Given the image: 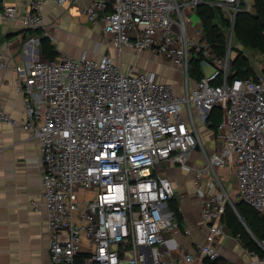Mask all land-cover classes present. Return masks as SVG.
<instances>
[{
    "label": "built area",
    "instance_id": "obj_1",
    "mask_svg": "<svg viewBox=\"0 0 264 264\" xmlns=\"http://www.w3.org/2000/svg\"><path fill=\"white\" fill-rule=\"evenodd\" d=\"M45 1L1 5L0 28L42 26ZM203 4L233 6L224 17L222 54L205 37ZM248 6V0H89L81 7L90 22H102L104 42L119 59L126 50L147 52L180 70L183 95L155 69H133L130 61L126 70L106 53L61 52L14 66L24 114L15 118L0 103V121L22 126L39 142L41 199L31 203L47 213L51 264H224L218 243L227 233L226 204L238 214L243 201L264 215V72L237 76L231 60L233 49L249 51L234 41L236 14ZM29 40L39 43L38 36ZM4 52L1 69L8 67ZM193 59L201 71L207 65L213 71L194 77ZM214 106L222 107L218 144L191 166L207 232L187 251L176 233L191 229L169 206L176 187L163 170L190 167L196 123H206ZM229 166L233 171L222 174ZM226 176L237 185L236 198ZM247 230L260 252L250 249L246 264H264V236Z\"/></svg>",
    "mask_w": 264,
    "mask_h": 264
},
{
    "label": "crops",
    "instance_id": "obj_2",
    "mask_svg": "<svg viewBox=\"0 0 264 264\" xmlns=\"http://www.w3.org/2000/svg\"><path fill=\"white\" fill-rule=\"evenodd\" d=\"M28 1L0 0V6L23 5ZM87 1L62 5L45 1L41 7L43 24L37 27L41 33L36 32V28L15 29L10 25L0 28L1 34L11 35L0 39V48L8 60V67L0 68V103L13 117L21 118L24 114L23 96L15 91L14 66L23 67L43 56L40 43L29 40L31 37L49 36L58 53L78 56L86 50L94 57L105 53L116 57V51L104 42L107 37L102 22H90L82 13L81 7ZM248 2L247 11L254 12V0ZM222 16L228 17L223 13ZM38 159L39 142L30 137L26 129L0 121V264H51L47 213L44 208L36 209L31 203L41 199ZM226 168H223V173ZM171 171L174 172L167 167L163 174L169 176L173 183L174 180L177 182ZM233 191L237 193L236 188ZM191 201L183 196L179 199L182 224L188 226L191 233L187 236L176 233L187 251L203 241L207 232L200 210L194 208ZM218 248L224 264H246L250 259L249 249L230 227H227L226 236L219 241Z\"/></svg>",
    "mask_w": 264,
    "mask_h": 264
},
{
    "label": "trees",
    "instance_id": "obj_3",
    "mask_svg": "<svg viewBox=\"0 0 264 264\" xmlns=\"http://www.w3.org/2000/svg\"><path fill=\"white\" fill-rule=\"evenodd\" d=\"M253 6L255 9L254 12H249L247 10H240L237 12L234 21V34L239 41L245 44L246 47L257 49L264 55V0H254ZM198 14L202 19L206 38L211 43L215 52L218 54L223 53L224 29L226 24H228V21L222 16V12L216 6L203 4L198 8ZM35 31L41 33L38 28H36ZM10 36L11 35L9 34L5 35L0 33V39L3 40ZM39 43L44 58L54 59L58 55V51L55 49L49 36H39ZM234 63L235 75L241 77L252 76L253 70L247 57L242 54H238L234 59ZM190 72L198 79L202 76V71L198 66L197 59L192 60ZM210 112L212 113L210 115V125L216 128L218 122L221 120L222 112L217 106H214ZM239 205L244 206L246 209L252 211L253 215H255V217H252L249 221L246 219L247 224L245 225L254 233V235L261 239L264 236V215L260 214L243 201L236 203V210H238ZM228 206L231 205L228 204ZM171 208L175 210L177 218L180 222H182L179 206L177 204H173ZM237 212L239 215L236 211L233 212V215H235L237 219L229 222L225 221L226 227H230L235 234H240L244 246H246L247 249H255L260 252V248L257 243L254 241L248 230H246L245 225L241 223L242 221L240 219H245L246 217H244L239 210Z\"/></svg>",
    "mask_w": 264,
    "mask_h": 264
},
{
    "label": "rangeland",
    "instance_id": "obj_4",
    "mask_svg": "<svg viewBox=\"0 0 264 264\" xmlns=\"http://www.w3.org/2000/svg\"><path fill=\"white\" fill-rule=\"evenodd\" d=\"M216 7H218L220 9V11L223 13V15L231 17L233 6L216 5ZM195 17H196L195 15L192 16V18L194 20L196 19ZM228 26H229V23L226 24L225 29H224L225 30L224 31L225 32L224 33V40L226 38V34H227L226 31H227ZM224 40H223V42H224ZM234 41L240 42L242 45L241 48L244 49V47H246L245 44H243L241 41H239L236 37H234ZM223 49L225 51L224 47H223ZM247 50H249L248 54L244 55L243 52L233 49L231 52V55H232L231 60H232L233 68L235 69L234 59H235L236 55L242 54L245 57H247L250 65L252 67V70H253V73H252V76H253L255 74V71H263L264 70V55L261 52H259L257 49H253L251 47H247ZM130 51L126 50L123 53L121 59H119L118 55L116 54V60L121 62L124 65V69H126V70L129 69L130 61L134 65L133 69H137V68L138 69H141V68L155 69L159 73L160 79L168 80V81L172 82L174 87H175L176 93L179 95H183L182 81H183L184 76L180 70H176L175 67H173L168 61H165L162 57L159 58L160 56L155 57V56H152L150 54L146 55L145 53H147V52H142L139 55H137L136 52H133V51L130 52ZM42 58H44V57L42 56ZM162 59L164 61H162ZM253 65H254L255 69L253 68ZM212 71H213V68L210 65H207L202 69V75L203 74L209 75ZM217 107H219V109L222 112V107L221 106H217ZM211 114L212 113L210 112L208 115V119H207L206 123H196L197 124L198 148L190 151V153H189L188 163H189L190 167L185 168L182 166H173V165L168 166L170 169H173L174 172H172V171L171 172L177 178V180H176L177 182H175V180H174V185L176 186V196L169 201L170 207H172L173 204H177L179 206V199L181 196H183V197H186L188 199H192L191 205L194 204V208L198 207V209L201 210L202 199L196 193V186H195V183L193 182L194 171H193L192 167L193 166L194 167L199 166V164L202 161H205L207 158V155L211 152V150H213V144H214V146L215 145L217 146V144H218L216 129L214 126L210 125V115ZM230 167L231 166H229L225 169L227 171V173H226V171H224L225 173H223V170H221V173L229 175V173L233 171L232 169L229 170ZM226 178H227V180L229 179L227 190L229 193H231V191H233L234 188H237V185H236V183L232 177L228 178V176H226ZM232 193H234L233 196L236 198L235 191H233ZM80 198H81V196L79 195V200H80ZM228 204L229 203L226 204L227 208L225 207L226 211L224 210V213H223V220L229 222L231 220L237 219V217L235 215H233V212L235 211V210H233L234 208L232 206H228ZM179 210H180V206H179ZM238 210L242 213V215L244 217H246L245 219L241 218V221H242L241 223H243V225L247 224V221H249L252 217H255V215H253L252 211L246 209L242 205L238 206ZM246 219H247V221H246Z\"/></svg>",
    "mask_w": 264,
    "mask_h": 264
}]
</instances>
